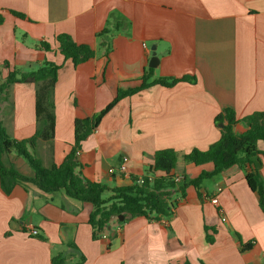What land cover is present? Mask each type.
Instances as JSON below:
<instances>
[{
	"label": "crops",
	"instance_id": "0c3cea01",
	"mask_svg": "<svg viewBox=\"0 0 264 264\" xmlns=\"http://www.w3.org/2000/svg\"><path fill=\"white\" fill-rule=\"evenodd\" d=\"M0 16V79L14 69L35 70L45 60L61 66L54 139L39 140L34 150L46 167L62 164L72 150L76 119L92 118L119 89L141 84L154 52L156 77L196 81L121 99L76 152L87 179L111 189L130 185L147 174L161 149L179 154L177 177L197 178L214 165H186L181 157L219 140L218 114L230 108L242 120L264 112V0H0ZM7 26L12 31H3ZM105 28L113 31L108 56L97 37ZM59 34L90 45L96 57L74 66L57 51ZM43 41L55 52L37 49ZM36 90L34 83H16L0 97V119L13 139L31 138L37 130ZM247 129L244 121L235 126L238 134ZM258 150L264 153V141ZM123 157L124 174L118 171ZM3 162L34 176L14 152ZM255 168L264 181L259 154L253 164L233 166L199 190L189 187L169 219L113 220L106 237L97 239L89 224L91 204L63 192L44 194L34 185L6 195L0 186V264H51L58 253L67 254V264H76L80 254L83 264H264V214L246 181ZM241 241L253 248L241 252Z\"/></svg>",
	"mask_w": 264,
	"mask_h": 264
},
{
	"label": "trees",
	"instance_id": "16d2710c",
	"mask_svg": "<svg viewBox=\"0 0 264 264\" xmlns=\"http://www.w3.org/2000/svg\"><path fill=\"white\" fill-rule=\"evenodd\" d=\"M16 17L24 19L21 13L13 12ZM3 17L0 16V25ZM120 23L115 25V29ZM113 31L105 28L97 34L100 47L106 49L105 55L111 51V37ZM58 43L57 51L65 58L71 60L74 66H79L96 57V50L87 44H78L68 34H59L55 38ZM37 49L45 52H55L48 41L40 42ZM61 66L45 60L35 70L22 72L18 69L10 71L6 78L0 79V97L7 89L16 83H34L36 90V120L37 130L31 138L16 140L10 137L0 119V186L6 195H10L16 186H21L29 192V186H36L44 194L63 192L68 197L92 205L89 224L93 237L97 239L108 228L113 220L124 223L136 217L148 220L161 221L169 219L178 199L186 197L187 189L201 188L204 181L213 179L225 170L239 166L253 164V159L259 154L258 144L264 141V112H255L240 120L233 109H224L215 118V125L220 128V138L207 150L194 149L183 154L184 164L203 165L212 163L211 172L203 171L197 178L190 179L183 174L181 181L176 182L175 171L180 160L179 154L173 149H161L155 152L153 164L144 176V183L139 184L138 178H132V183L124 187L108 188L107 186L87 179L82 173V165L76 156L82 143L97 129L105 117L124 97L131 96L144 89L160 86L171 88L181 82H195V77L182 78L156 77L154 68H148L141 78L138 87L123 91L119 89L115 99L100 113L92 118L76 119L74 125L75 140L72 150L62 164L52 163L49 167L43 165L34 150L39 140L52 141L55 131V104L54 88L58 80ZM244 121L248 129L244 133H236L235 126ZM23 157L33 170L34 176L27 177L15 169L13 164H5L3 157L11 153ZM151 176V178H150ZM246 181L251 191L258 194L259 206L264 214V181L257 168L246 175ZM105 194L110 196L105 197ZM123 216L124 221L119 217ZM207 241L213 243L214 239L208 235L209 228L205 226ZM69 249L79 252L72 244ZM253 248L251 243H242L240 251L245 252ZM66 253L52 256L51 264H67ZM85 257L80 254L76 264H83ZM183 264H191L186 261ZM204 264V263H202Z\"/></svg>",
	"mask_w": 264,
	"mask_h": 264
},
{
	"label": "built area",
	"instance_id": "2783aa9c",
	"mask_svg": "<svg viewBox=\"0 0 264 264\" xmlns=\"http://www.w3.org/2000/svg\"><path fill=\"white\" fill-rule=\"evenodd\" d=\"M77 154L79 155L80 153L77 152ZM127 162H128V158H127V157H123V158H122V161H121V163H120V165H119V169H118V171H119L120 173L124 174V173L127 172ZM150 178H151V176H150ZM175 181H176V182H180V181H181V178H180V177H176ZM138 183H139V184H143V183H144V176L138 178ZM211 202H212L213 204H218V201H217L216 198L212 199ZM223 221H225L224 218H223ZM29 232H30V234H31L32 236H36V235L38 234L37 230H35V229L32 228V227H30V231H29ZM102 237L105 238L106 236H105L104 234H102Z\"/></svg>",
	"mask_w": 264,
	"mask_h": 264
},
{
	"label": "water",
	"instance_id": "95a60500",
	"mask_svg": "<svg viewBox=\"0 0 264 264\" xmlns=\"http://www.w3.org/2000/svg\"><path fill=\"white\" fill-rule=\"evenodd\" d=\"M158 64H159V58L157 57L156 53L154 52L153 53V56H152V58L150 60L149 67L150 68H156L158 66ZM119 220L120 221H124V217L123 216H120L119 217Z\"/></svg>",
	"mask_w": 264,
	"mask_h": 264
},
{
	"label": "rangeland",
	"instance_id": "374dc122",
	"mask_svg": "<svg viewBox=\"0 0 264 264\" xmlns=\"http://www.w3.org/2000/svg\"><path fill=\"white\" fill-rule=\"evenodd\" d=\"M3 31L5 32H9V31H12L11 27L10 26H7L6 29H4ZM23 160H25L23 157H21ZM26 161V160H25ZM212 181H205L206 184H211ZM108 194H105V197H107Z\"/></svg>",
	"mask_w": 264,
	"mask_h": 264
}]
</instances>
